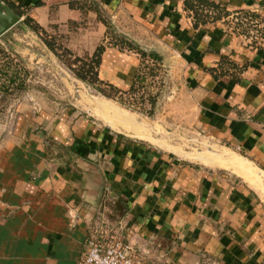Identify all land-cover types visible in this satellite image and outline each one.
<instances>
[{
  "label": "crops",
  "instance_id": "0c3cea01",
  "mask_svg": "<svg viewBox=\"0 0 264 264\" xmlns=\"http://www.w3.org/2000/svg\"><path fill=\"white\" fill-rule=\"evenodd\" d=\"M8 1L23 16L0 50L20 58L26 85L0 118V264H78L86 240L106 234L138 264H264V0ZM99 13L141 50L166 56L203 136L244 157L253 177L222 155L160 148L124 119L118 128L94 121L86 101L55 100L30 84L44 70L71 73L27 17L64 32L76 56L104 47L100 81L133 88L142 59L106 46Z\"/></svg>",
  "mask_w": 264,
  "mask_h": 264
},
{
  "label": "rangeland",
  "instance_id": "374dc122",
  "mask_svg": "<svg viewBox=\"0 0 264 264\" xmlns=\"http://www.w3.org/2000/svg\"><path fill=\"white\" fill-rule=\"evenodd\" d=\"M99 18L108 27L109 41L106 46L136 53L138 49L141 50L129 36L124 34L123 30L116 27L106 13H99ZM40 37L43 41L46 39L52 43L59 54H63V49L66 48L64 32L52 30ZM141 51H144L146 56L143 58L138 53L142 59V66L133 90L116 95L110 89L103 88L112 96L111 98L105 97L94 87L78 80L67 66L65 67L71 73L70 79L63 73L55 77L44 70L40 73L42 76L33 78L30 84L46 91L55 100L81 103L86 101V106L82 107H86L91 119L99 123L113 124V127L118 128L119 122L124 119L129 124L121 121L124 129L134 131L139 136L150 139L158 147L175 151L183 157L222 155L250 167L251 165L240 154L227 151L203 136L196 123L193 98L190 108L189 94L184 93L181 81L171 73V63L166 56L156 51ZM151 54H156L159 58H153ZM66 59L71 63L74 61L69 57ZM25 70V66L15 52L0 50V92L4 94L0 95V118L9 115L5 109L9 101L21 99L23 95L21 92L26 85ZM66 79L71 89L69 93L64 88L63 81L67 82ZM11 86H14L15 92L9 94ZM102 106L109 108L110 111L101 110ZM184 118L188 120L189 125L183 124ZM259 180L264 181L262 177ZM256 190L260 191L258 188Z\"/></svg>",
  "mask_w": 264,
  "mask_h": 264
},
{
  "label": "trees",
  "instance_id": "16d2710c",
  "mask_svg": "<svg viewBox=\"0 0 264 264\" xmlns=\"http://www.w3.org/2000/svg\"><path fill=\"white\" fill-rule=\"evenodd\" d=\"M4 3L9 5V1L8 0H2ZM194 1L199 7H206V6H211L209 3H207L205 0H192ZM192 3V4H191ZM188 6L190 7L191 10H195V6L193 5V2H191ZM12 7V6H11ZM214 7V6H213ZM215 8V7H214ZM20 16H23L22 13L19 12ZM25 25H27L33 32L39 34V35H47V32L45 30H43L41 27H39L38 25H36L35 23H33V21L30 18H26L24 20ZM46 46L49 48V50L51 52H53L62 62L65 66H67L75 75V77L94 87L99 93H101L102 95H104L105 97L111 98L112 96L109 95L107 93V91H105L103 88H108L110 89L112 92H114V94L116 95H120L123 94L121 93L119 90H117L116 88H114L111 85L105 84L103 82L100 81L99 79V74H98V70L100 67V62H101V55L104 51V47H100L97 49L96 53L93 55V57H85V58H81V57H77L75 56L71 51H69L68 49L64 48L63 49V54H59L57 49L55 48V46L50 43L49 41H47L46 39L44 40ZM143 58L146 56V53L144 51H141L138 49L137 51ZM151 56L153 58H159L158 55L156 54H151ZM69 57L71 59H73L74 61L71 63L70 60H67L66 58ZM139 79V75L137 77V81ZM133 90V88L131 89Z\"/></svg>",
  "mask_w": 264,
  "mask_h": 264
},
{
  "label": "built area",
  "instance_id": "2783aa9c",
  "mask_svg": "<svg viewBox=\"0 0 264 264\" xmlns=\"http://www.w3.org/2000/svg\"><path fill=\"white\" fill-rule=\"evenodd\" d=\"M236 22H238V16ZM78 264H138L133 249L122 239L106 234L91 235L85 243L84 253Z\"/></svg>",
  "mask_w": 264,
  "mask_h": 264
},
{
  "label": "water",
  "instance_id": "95a60500",
  "mask_svg": "<svg viewBox=\"0 0 264 264\" xmlns=\"http://www.w3.org/2000/svg\"><path fill=\"white\" fill-rule=\"evenodd\" d=\"M20 22V16L8 4L0 0V38Z\"/></svg>",
  "mask_w": 264,
  "mask_h": 264
},
{
  "label": "bare ground",
  "instance_id": "6f19581e",
  "mask_svg": "<svg viewBox=\"0 0 264 264\" xmlns=\"http://www.w3.org/2000/svg\"><path fill=\"white\" fill-rule=\"evenodd\" d=\"M102 110L105 112L110 111L109 108L102 106ZM227 167H230L232 170L236 171L239 174H242L246 177H253V172L250 170L249 166L244 163L237 161L235 159H228L226 163Z\"/></svg>",
  "mask_w": 264,
  "mask_h": 264
}]
</instances>
